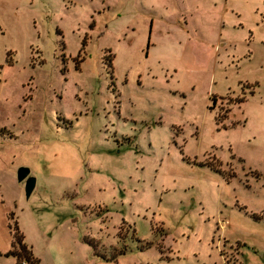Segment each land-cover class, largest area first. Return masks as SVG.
Instances as JSON below:
<instances>
[{"label":"rangeland","instance_id":"rangeland-1","mask_svg":"<svg viewBox=\"0 0 264 264\" xmlns=\"http://www.w3.org/2000/svg\"><path fill=\"white\" fill-rule=\"evenodd\" d=\"M15 224L37 264H264V0H0V264Z\"/></svg>","mask_w":264,"mask_h":264},{"label":"trees","instance_id":"trees-1","mask_svg":"<svg viewBox=\"0 0 264 264\" xmlns=\"http://www.w3.org/2000/svg\"><path fill=\"white\" fill-rule=\"evenodd\" d=\"M240 102V101H239ZM231 176V175H230ZM14 242L17 245L16 250L9 251L4 254L5 257L12 256L16 258V263L21 264L25 262L26 264H37V260L32 256L30 250L23 243V237L18 232L16 224L14 225Z\"/></svg>","mask_w":264,"mask_h":264},{"label":"water","instance_id":"water-1","mask_svg":"<svg viewBox=\"0 0 264 264\" xmlns=\"http://www.w3.org/2000/svg\"><path fill=\"white\" fill-rule=\"evenodd\" d=\"M16 179L18 182L24 181V193L28 197L34 186V179L28 176V169L19 168L16 173Z\"/></svg>","mask_w":264,"mask_h":264}]
</instances>
